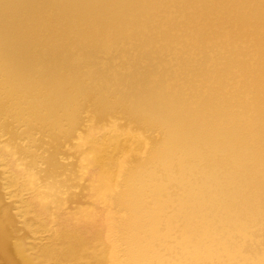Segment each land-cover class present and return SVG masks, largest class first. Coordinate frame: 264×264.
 I'll return each instance as SVG.
<instances>
[{
  "label": "bare ground",
  "instance_id": "1",
  "mask_svg": "<svg viewBox=\"0 0 264 264\" xmlns=\"http://www.w3.org/2000/svg\"><path fill=\"white\" fill-rule=\"evenodd\" d=\"M0 264H264V0H0Z\"/></svg>",
  "mask_w": 264,
  "mask_h": 264
}]
</instances>
